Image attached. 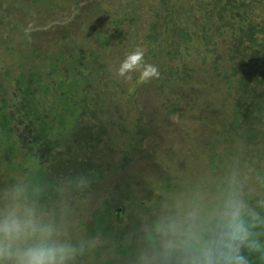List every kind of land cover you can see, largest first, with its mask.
<instances>
[{
    "label": "trees",
    "instance_id": "16d2710c",
    "mask_svg": "<svg viewBox=\"0 0 264 264\" xmlns=\"http://www.w3.org/2000/svg\"><path fill=\"white\" fill-rule=\"evenodd\" d=\"M30 1L37 4L35 13L39 17L46 14L43 10L45 5L48 6L49 13L55 10V14L52 15L56 18L55 27L52 24L51 26L54 28L47 30V33L49 32L51 35L47 40L49 45L54 46V53H42L46 60L36 62L37 51L40 48L27 44L33 48L31 65L35 67L38 64V69L35 71L36 76L31 75L29 71H22L24 74L28 73L29 76L20 75L17 78L15 84L17 89L12 92L11 96L0 95V142L6 146L0 161V183L4 178L3 183L7 179H12V181L10 180L11 184L17 181L21 175L19 180H28L41 185L43 188L41 206L49 211L52 206H55L54 203L61 196L62 191H69L67 193L71 196L69 203L74 202V196H77L80 202L82 198L92 192L94 181L102 179L105 175V160L102 154L104 148L114 151L112 145L115 142L113 137L116 133L107 134L105 125L100 122L99 129L93 137L90 125L85 126L80 121L79 107L84 105L88 109H94V112L102 111L105 114L116 110L108 107L111 104L110 99L99 101V98H104L107 93L102 94L104 89L101 84L94 86L93 81L96 80L90 75L92 72L96 74L97 68L98 71L104 68L106 55L102 57L101 54L102 51L105 52V46H113L110 36L119 38V33L122 30L120 26L125 21L134 23L139 19L134 12V8L137 9L139 6V0H127L125 3L119 2L117 5L112 0H107L109 2L100 0L99 4L95 3L96 9L93 11L92 20L95 18L101 20L103 25L101 24L100 29L89 27L83 29L84 26L81 22L78 23L74 15L71 16L69 12L63 13V8L71 7L74 10H81V5L77 0H5V2L11 3V6L22 9ZM82 1L87 2V0ZM178 1L179 6L172 5V7L168 5L167 0L162 1L165 14L159 18L165 21L170 19L172 25L166 27L165 22L158 19L159 22L153 23L148 35V40L157 46V48L154 47L155 54L152 52V62H158L162 67L156 79L166 78L169 74L165 82L154 80L167 83V101L169 103L165 109L169 110L168 113L172 115L177 113L180 115L186 111L181 107L184 101L193 100L191 96H187L184 92L180 93L178 89L188 87L192 81L194 71L189 65L188 58L193 55L191 46L196 33L199 32L202 33L205 40L200 45L203 51L207 54H209L208 52L216 53L217 60L211 62L214 76L218 78L222 76V73H225V81L228 85L226 94L227 97L233 99L232 120L228 123L230 129L227 130L229 136L226 135L221 139L219 128L211 125L213 135H217L215 140L230 142L231 137L234 139L241 136L247 145L256 144L259 140L264 141V129L260 128L264 127V71L260 63L261 59L264 61V16L255 12L257 4L261 3L264 7V0H184L183 3H181L183 0ZM44 2L47 4L42 5ZM111 2L112 6H110ZM55 4L62 8V13L57 14L58 8L54 7ZM2 17L0 13V19ZM159 24L162 34L165 35L170 31L167 35L173 39V41L170 40L173 42L171 48L164 46V41L159 39L157 35V32L160 33L157 31ZM112 26L116 27V31L110 34L106 29ZM75 31H83L85 34L81 35ZM123 33L129 35L128 31L124 30ZM99 37H102V41ZM90 38L98 39L100 52L93 49L95 58L92 62L97 66L96 69L86 61V56L92 51H87L85 48L86 42ZM219 38H224L223 42H230L227 55L230 61L240 57L238 60L243 62L246 52L250 53L249 70L240 71L238 62H234L231 69L220 67L218 60H222L223 55L217 52ZM160 48H165L167 52L160 51ZM193 48L200 50L196 45ZM206 55L201 58L203 63H207ZM258 63L262 67L258 66ZM86 71L89 74H86ZM104 71L108 70L104 69ZM2 74L9 76L10 72L6 70ZM33 83L37 84L36 87H33ZM94 89L101 93L95 96L96 105L101 108H91L92 104L88 100L90 91ZM46 104L52 105L47 109ZM214 113H212L215 117L213 120L204 115L201 120L215 124ZM21 119L29 120L38 127L36 134L38 140L29 144L31 149L29 153L21 152V142L15 130L16 123ZM119 119L121 120V118ZM118 126V130L122 131L123 125L120 121ZM144 129L145 126H138L139 131L143 132ZM104 134L108 137L102 140ZM67 142H71V144ZM141 142L142 138L138 137L136 144H132L133 148L123 152L122 168H126L131 155L139 153L140 148L138 147ZM38 143L42 150V158L34 156L33 150ZM258 152L263 153L261 157H264V148ZM22 154L31 158L30 161L33 165L28 164L26 167H22L19 160ZM4 155L5 158L7 157L6 159H4ZM261 157H258L260 158L258 163L254 164V171L264 169V159ZM228 160H225L223 153L219 151L206 157L207 165L212 171L204 172L206 176L213 174V177L220 178L221 184L218 188L221 189L227 177L233 176L239 180V176H234V174H237L238 168L245 164L237 160V157L235 160L239 161V164H235L233 159ZM224 161L230 162L229 165L227 163L226 167H223ZM107 165L110 164L107 163ZM4 170H7V173ZM180 172L181 170L178 174L176 171L172 172L174 174L168 172L170 176L160 178L162 183L145 181L140 185V189L132 188L130 183L123 182L122 188L116 186L114 190L106 192L102 202L92 211V215L98 222L85 228L88 230L93 225L94 231L93 229L89 231V235L107 242L101 251L110 255L111 261L105 264H114L112 257L115 255L124 256V259H129L126 263L133 264L135 251L143 247L148 238L146 228L150 225L151 219L160 210H165L164 212L170 210L169 203L166 208H160V204L164 201L165 190L174 187V197L176 195L178 198L184 197L181 202H186L193 196L187 194L190 188L210 197L218 195L221 191L214 195L213 191L209 193L201 190L199 181L195 182V177L190 176L189 171ZM80 174H86L89 177L86 188H77L66 182L68 178ZM179 175L183 177H179ZM261 176L264 177V174ZM241 183L244 191L246 185ZM167 196L173 197L171 194ZM244 196L249 202L254 203L259 194L244 193ZM150 197H153V200H149ZM118 207H121L122 211L116 215ZM123 213L127 214L125 215L128 219L126 223H124V218L121 220ZM252 264H264V262L254 257Z\"/></svg>",
    "mask_w": 264,
    "mask_h": 264
},
{
    "label": "rangeland",
    "instance_id": "374dc122",
    "mask_svg": "<svg viewBox=\"0 0 264 264\" xmlns=\"http://www.w3.org/2000/svg\"><path fill=\"white\" fill-rule=\"evenodd\" d=\"M77 1H79L81 5V10H74L71 7L68 9L63 8V13L69 12L71 16L74 15L78 23L81 22L84 26L83 29L86 27L100 29L102 24L101 20L98 18L92 20L93 11L96 9L95 3L99 4L100 0H87V2L82 0ZM125 1L127 0H112L116 5L119 2L125 3ZM162 1L163 0H139L138 8H134V12L139 19L134 23L125 21L120 26L122 30L119 33V38L117 36H110L113 46H105V52L102 51V54L100 53L102 57L106 55L104 58V68H99L101 69L99 71L97 68L98 72L96 71V74L92 72L90 75L96 80L93 81L94 86L101 84L104 89L102 90V94L105 92L107 93L104 98H99V101L102 99H110L111 104L108 107L116 110H112L109 114L108 112L105 114L102 111L94 112V109H92V111L84 105L79 107L80 121L85 126L90 125L93 137H95V133L99 129L98 124L100 122H103L105 125L107 134L116 133V135L113 137L115 142L112 145V150L114 149V151L112 152L109 148H104V153L102 155L105 160V175L102 179L94 181L92 192L88 193L80 202L79 199H77L78 197L74 196V202L69 203L71 197L67 194L69 191H62L61 196H59L58 200L54 203L55 206H52L49 210L62 217L74 241L94 240V246L78 259L77 264H105L111 261V256L101 251L107 242L89 235V231L92 229L94 231L93 225L88 230L85 228L89 227L91 224L95 225L98 222L96 217L92 215V211L102 202L106 192L108 190H114L116 186L122 188L123 182L130 183L129 185L132 188L140 189V185L144 184L145 181L151 180L152 182H157V184L158 182L162 183L160 178L164 176L167 177L169 175L168 172L172 173L176 171V174H178L179 170H181L182 173L189 171L190 176L195 177V182L199 181L201 190L209 193L213 191V194L216 195V192L221 190V188H218V186L220 187L221 179L213 177V174L206 176L205 172L207 170L209 172L212 171L207 165L206 157L210 156L212 153H218L219 151L223 153L225 160L233 159L235 164H239V161H241L242 164L245 163L243 167L238 168L237 174H234V176L238 175L239 181L246 185L243 194H264V177L261 176L264 173H257L259 171L264 172V169L254 171L253 168L254 164H257L260 159L258 157H261L263 154L258 151L264 148V141L259 140L256 144L247 145L246 141L241 136H237L234 139L231 137L232 140L230 142H224V140L221 142L218 138V141L215 140L217 135H213L211 125L219 128L221 139L226 137V135L229 136L227 130L230 129L228 123L232 120L231 112L233 108V99L227 97L226 94L228 85L225 81V73H222V76L218 78L214 76L213 64H211V62L217 60L216 53L208 52L209 54H207V52L203 51V48L200 46L205 41L202 33H196L195 40L191 46L193 55L188 58L189 65L194 71L192 81L188 87L186 86L184 89H178L180 93L184 92L187 96H191L193 100L184 101L181 107L186 111L180 115L178 113L172 115L168 113L169 110L165 109L169 103L167 101L168 89L166 87L167 83L161 82H165L169 74L166 78L156 79L162 67L158 62H152V52L155 54L154 47L157 48V46L148 40V35L155 21L157 23L159 20L165 22L166 27L172 25L170 19L165 21L159 18L165 14V10L161 4ZM32 2L33 1L27 3L25 5L26 7L22 9L20 7L11 6V3L5 2V0H0V13L3 16L0 19V95H5L7 97L11 96L12 92L17 89L15 86L17 78L20 75L29 76L28 73L24 74L22 71H29L31 75L36 76L35 71L38 69V64L35 67L31 65L33 48L29 47L27 44L40 48L37 51L38 56H36V62L46 60V58L42 56V53H54V46L49 45L47 40L51 36L49 32L47 33V30L49 31V29L53 27L51 26L52 24H54L55 27L56 18L52 16L55 14V10L49 13L47 10L48 6L45 5L43 10L46 14L39 17V15L35 13L37 4ZM106 2L109 1L106 0ZM112 2L110 6L113 5ZM183 2L184 0L181 1V3ZM167 3L170 7H172V5L179 6L178 0H167ZM44 4L47 3H42V5ZM54 7L58 8L57 14L62 13V8L58 4H55ZM256 7L257 9L255 12L264 16V7H262L261 3L257 4ZM106 30L111 34L113 31H116V27L112 26ZM124 30L128 31L129 35L123 33ZM161 30V25L159 24L157 31L160 33L158 34L157 32V35L160 40L164 41V46H170L171 48L173 39L167 35L170 31L164 35ZM75 32H79L78 34L81 35L85 34L83 31ZM99 39L102 41V37H99ZM171 39L172 41H170ZM219 40L217 52L223 55V59L218 60V62L222 69L223 67L231 69L234 62H238L237 65L240 71H247L250 69L248 65L249 52H246V57L243 62L238 60L240 57L234 59V61H230L227 58L230 42H223L224 38H219ZM195 45L198 46L200 50L193 48ZM85 46L87 51L92 50L91 54L86 56V61L96 69L97 66L93 65L92 62L95 58L93 49L99 51L98 39L90 38ZM136 50L143 53L140 67L143 68L144 65L155 66L156 75H150L147 78H139L138 71H134L131 74V79H125L117 75L120 62L127 54ZM160 51L164 53L167 52L165 48H160ZM205 55L207 63L201 61V58ZM260 63L263 67L259 63L258 66H261L264 71L263 59L260 60ZM104 69L108 71L105 72ZM6 70L10 72L9 76L2 74ZM85 73L89 74L88 71ZM154 80H161V82H156ZM36 85L37 84L33 83V87H36ZM96 94L101 93L96 89L90 91L88 100L92 104L91 108H97L99 106L96 105ZM50 105L46 104L45 106L48 109ZM212 113L216 116L215 124L210 123V121L207 123L201 120L202 115L213 120L215 117ZM230 113L231 115H229ZM118 117L121 118V120ZM118 120L123 125L122 131L118 130ZM138 126H145V131H139ZM260 128L264 129L263 126ZM232 134H230V136H232ZM105 135L106 134L102 135V140L108 137ZM138 137L142 138V142L138 147L140 148L139 153L131 155L126 168H122L121 165L124 163L123 152L126 149L133 148L132 144H136ZM214 141L215 143L213 144ZM67 143L71 144V142ZM103 145L104 143L102 146ZM5 147L4 143L0 142V161L1 157H3ZM236 157L239 161L235 160ZM6 158L4 155V159ZM261 158L264 159L263 156ZM19 160L22 167L32 164V161H30L31 158L23 154ZM107 163L110 165H107ZM227 163V161H224L223 167H226ZM4 172L7 173V170H4ZM21 177L20 175L17 181H19ZM179 177L183 176L179 175ZM3 180L0 183V188L6 187L10 184V180L12 181V179H7V181L3 183ZM24 181L31 183L28 180ZM174 189V187H171V189L164 191V201L160 204V208H166L169 203L170 210H173L182 203L181 201L184 200V197L182 198L181 196L178 198V195L174 197ZM188 191L189 193L187 194L190 196H194L197 193L192 188ZM168 194H171L174 198H169L167 196ZM151 199L153 200V197H150L149 200ZM164 211L160 210L157 212L149 223L151 224L157 217L163 215L165 213ZM125 215L127 214L123 213L121 217V220H123V218L125 219L124 223L128 221ZM123 257L124 256L119 255L113 256L114 264H129L126 263L129 259L127 260Z\"/></svg>",
    "mask_w": 264,
    "mask_h": 264
},
{
    "label": "clouds",
    "instance_id": "9594fccd",
    "mask_svg": "<svg viewBox=\"0 0 264 264\" xmlns=\"http://www.w3.org/2000/svg\"><path fill=\"white\" fill-rule=\"evenodd\" d=\"M143 53L127 54L117 75L131 79L156 75L155 66L140 67ZM86 188L89 177L66 181ZM43 188L24 180L0 188V264H77L94 240L74 241L59 214L41 206ZM147 239L135 251L133 264H252L264 262V195L254 203L242 183L225 179L218 195L197 192L157 217L146 228Z\"/></svg>",
    "mask_w": 264,
    "mask_h": 264
},
{
    "label": "flooded vegetation",
    "instance_id": "af4514ba",
    "mask_svg": "<svg viewBox=\"0 0 264 264\" xmlns=\"http://www.w3.org/2000/svg\"><path fill=\"white\" fill-rule=\"evenodd\" d=\"M37 108H39V106H37ZM48 116H49V114H48ZM16 125H17V127L15 130L17 133V137L19 138V140L21 142V144H20L21 152L24 151L25 153L26 152L29 153L31 150L29 147V144L32 141L38 140V138L36 136V134L38 132V127H37V125L32 124L31 121L25 120V119H21L20 121H18L16 123ZM33 152H34V156H36L37 158L43 157L42 150L40 148L39 143L37 145H35Z\"/></svg>",
    "mask_w": 264,
    "mask_h": 264
},
{
    "label": "water",
    "instance_id": "95a60500",
    "mask_svg": "<svg viewBox=\"0 0 264 264\" xmlns=\"http://www.w3.org/2000/svg\"><path fill=\"white\" fill-rule=\"evenodd\" d=\"M121 211H122V208L118 207L117 210H116V215L120 214Z\"/></svg>",
    "mask_w": 264,
    "mask_h": 264
}]
</instances>
